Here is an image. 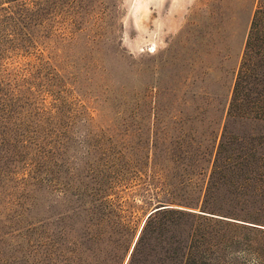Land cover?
<instances>
[{
	"label": "rangeland",
	"instance_id": "1",
	"mask_svg": "<svg viewBox=\"0 0 264 264\" xmlns=\"http://www.w3.org/2000/svg\"><path fill=\"white\" fill-rule=\"evenodd\" d=\"M253 3L2 4L0 264H54L85 230L108 234L99 264H264V163L213 166L223 130L264 155V125L221 117ZM162 206L193 226L133 251Z\"/></svg>",
	"mask_w": 264,
	"mask_h": 264
},
{
	"label": "trees",
	"instance_id": "2",
	"mask_svg": "<svg viewBox=\"0 0 264 264\" xmlns=\"http://www.w3.org/2000/svg\"><path fill=\"white\" fill-rule=\"evenodd\" d=\"M252 2L255 3L251 5L248 29L241 50L240 61L228 91L229 97L225 101V109H223L221 117L224 116L232 122H251L264 125V0H252ZM2 4H14L15 6L12 8L17 10L20 7L19 0H0V13H3L4 16L7 15L6 11L9 9H3ZM254 4L256 7L252 11ZM13 14L15 13L11 15ZM9 17L11 16L8 15L6 19H9ZM224 132L225 130H223ZM223 133L215 150L214 168L225 163L233 167L243 166L251 162H255L257 166H261L259 163H264V155L255 149H245L239 146L238 148L228 147L226 142H223ZM207 153L205 151L200 154L199 159H204ZM213 187L214 184L210 181L205 190L209 191ZM101 206L104 207L105 204L103 203ZM162 207L166 209L149 215L145 219L136 244L132 249L133 251L141 240L142 234L151 223H154L152 231L157 233L178 230L186 225H190V228L193 226L194 223H188V220L194 217L193 215L173 210L168 206ZM107 236V233L93 234L91 232L86 233L85 230L77 235V238L73 237L68 240L66 237H62L65 243L57 245L56 253L54 252L53 255L54 264H99L95 261V256L99 254V250L96 249L97 254H95L94 247L97 248L103 242H109V238H105ZM133 251H131L129 261H131ZM82 255L89 258V263L86 260L81 263L80 258ZM165 256L166 261L171 263L176 258L182 257V255L174 252L166 253Z\"/></svg>",
	"mask_w": 264,
	"mask_h": 264
},
{
	"label": "water",
	"instance_id": "3",
	"mask_svg": "<svg viewBox=\"0 0 264 264\" xmlns=\"http://www.w3.org/2000/svg\"><path fill=\"white\" fill-rule=\"evenodd\" d=\"M164 209H166L165 207H159V208H154V209H152L150 212H149V215H152V214H154V213H156V212H158V211H161V210H164ZM148 215V216H149ZM148 216H146V218L148 217ZM133 248V247H132ZM131 251V250H130Z\"/></svg>",
	"mask_w": 264,
	"mask_h": 264
},
{
	"label": "bare ground",
	"instance_id": "4",
	"mask_svg": "<svg viewBox=\"0 0 264 264\" xmlns=\"http://www.w3.org/2000/svg\"><path fill=\"white\" fill-rule=\"evenodd\" d=\"M148 215H149V214H148ZM148 215H147V216H148Z\"/></svg>",
	"mask_w": 264,
	"mask_h": 264
}]
</instances>
